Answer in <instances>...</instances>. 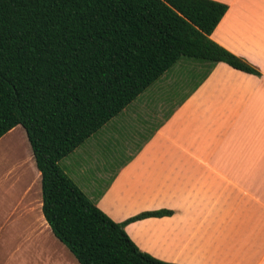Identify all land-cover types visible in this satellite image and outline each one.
I'll use <instances>...</instances> for the list:
<instances>
[{
  "label": "crops",
  "instance_id": "0c3cea01",
  "mask_svg": "<svg viewBox=\"0 0 264 264\" xmlns=\"http://www.w3.org/2000/svg\"><path fill=\"white\" fill-rule=\"evenodd\" d=\"M227 11L210 38L258 75L181 58L61 170L143 252L175 264H264V0ZM0 264H79L42 212L25 130L0 138Z\"/></svg>",
  "mask_w": 264,
  "mask_h": 264
},
{
  "label": "trees",
  "instance_id": "16d2710c",
  "mask_svg": "<svg viewBox=\"0 0 264 264\" xmlns=\"http://www.w3.org/2000/svg\"><path fill=\"white\" fill-rule=\"evenodd\" d=\"M213 0H0V138L21 126L41 174L42 212L79 264H175L141 251L61 170L59 161L181 58L258 75L210 36Z\"/></svg>",
  "mask_w": 264,
  "mask_h": 264
}]
</instances>
